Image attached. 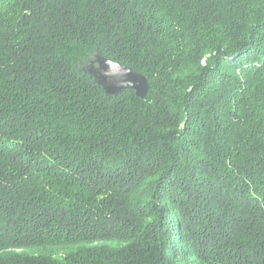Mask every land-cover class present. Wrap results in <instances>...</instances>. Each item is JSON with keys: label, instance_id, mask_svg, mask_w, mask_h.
<instances>
[{"label": "trees", "instance_id": "trees-1", "mask_svg": "<svg viewBox=\"0 0 264 264\" xmlns=\"http://www.w3.org/2000/svg\"><path fill=\"white\" fill-rule=\"evenodd\" d=\"M50 257L264 264V0H0V264Z\"/></svg>", "mask_w": 264, "mask_h": 264}, {"label": "water", "instance_id": "water-1", "mask_svg": "<svg viewBox=\"0 0 264 264\" xmlns=\"http://www.w3.org/2000/svg\"><path fill=\"white\" fill-rule=\"evenodd\" d=\"M88 63L84 69L107 96L115 97L125 90H132L141 99L147 97L151 84L146 75L99 55L93 56Z\"/></svg>", "mask_w": 264, "mask_h": 264}, {"label": "rangeland", "instance_id": "rangeland-1", "mask_svg": "<svg viewBox=\"0 0 264 264\" xmlns=\"http://www.w3.org/2000/svg\"><path fill=\"white\" fill-rule=\"evenodd\" d=\"M121 238L122 237H120L117 240H120ZM120 243H123V241H120ZM123 245H124V243H123ZM95 247H99V244L98 245L97 244H92V245L89 244L88 246H86V251L91 252V251L95 250ZM49 261H50V264H58L56 258H54V257H50Z\"/></svg>", "mask_w": 264, "mask_h": 264}]
</instances>
